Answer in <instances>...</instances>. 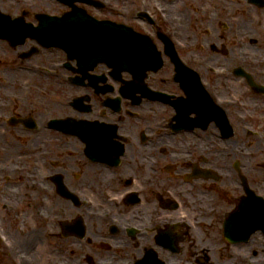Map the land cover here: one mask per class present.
<instances>
[{"label": "flooded vegetation", "instance_id": "flooded-vegetation-1", "mask_svg": "<svg viewBox=\"0 0 264 264\" xmlns=\"http://www.w3.org/2000/svg\"><path fill=\"white\" fill-rule=\"evenodd\" d=\"M48 1L49 10L54 14H59L57 0ZM223 1L233 4L231 7L243 8L246 15L252 18V25L247 27V31L250 34L259 36L260 40H256L255 44L248 45L244 64L252 72H263V80L260 83L264 84V8L252 5L250 0ZM25 2L35 10H42V0H25ZM4 52L6 51L0 47V53ZM105 72L106 67L104 65L96 69V75ZM5 74L7 76L0 77V84L4 83L3 80H12L7 72ZM64 74V72H57L53 82L56 86L61 87L62 96H71L70 117L89 118L87 114L76 112L71 106V102L76 98L85 97V95L93 97L92 92L87 90L86 87L81 88L65 82ZM241 85L243 88L242 93L235 92L230 97V99L236 101V106L225 109L228 116L232 118L235 115L245 113L257 114L259 107L264 106V95L255 93L245 81ZM160 87L167 92L179 94L167 82L160 83ZM72 90L74 93H71ZM0 91L8 96L13 94L9 84L0 86ZM100 101V99L93 97L94 109L99 107ZM0 102L5 105L10 104L9 99H0ZM159 107L160 105H145L144 102H140V105L136 107V111H145L142 116L130 115L131 111L128 108L125 115L130 120L126 121L124 117L120 118V121L124 124L119 126V133L131 135L135 141L137 140L138 131L150 135L158 127L156 124L161 122L160 114L162 110L158 109ZM16 110L21 113L19 107H15ZM5 113L6 111H0V115ZM190 117L193 118V115ZM231 122L234 123L232 119ZM161 129L163 130V128ZM209 130L218 132L216 125H211ZM31 133L33 132L29 131L24 125L8 124L0 126V219L4 221L5 219L9 220L10 203H15L16 208L19 209L30 208L33 212H42L45 209L50 214L57 207V200L49 195H43L41 188L43 177L51 174L52 170H44L43 158L27 155L26 147L28 141H31L28 140L31 139V136H29ZM202 133L201 130L195 129L191 134L192 136L178 135L173 137L163 132L157 136L156 142L146 147L128 146L127 158L122 156L120 166L111 167L114 170L90 166L89 164L107 167L100 163L90 162V158L85 154L86 144L79 137L77 139L76 136L70 135V176L75 180L80 179L81 176L84 178L81 182H76L77 184L70 183V189L79 192L86 199L92 200L95 206L92 211L104 212L108 210L112 213V218L125 223H133L137 226L144 222L152 224L151 220H162L163 218L177 219L190 214L200 216L202 212L198 207H203V196L199 186H193V183L199 180L187 181L189 173L181 172L184 167L182 165L176 168H168L167 166L176 164L183 157L205 151L208 162L218 170L219 167L216 164L214 153L209 150V146H204L202 150V141L197 139L202 137ZM79 147L82 148L83 155ZM99 156L102 155L99 154ZM229 158L230 162L227 168L229 177L221 182V185L232 189V193L228 197L232 211L237 205V197L243 194V189L240 174L235 171L233 162L236 153L229 154ZM133 163H136L134 167H132ZM72 165L74 166L72 167ZM143 165L147 166L143 168ZM239 167L247 177L253 175L252 181L248 179L249 183L258 188L264 185V181L261 180L260 168L252 169L250 158L243 159V163ZM73 170H79L82 175L74 174ZM93 175H95L94 178ZM174 180L182 181L184 184ZM106 181L111 182V188L119 186V189L116 192H113L111 188L107 189L103 186ZM103 192H106L104 199L102 198ZM215 192L217 193V190ZM173 201L177 203V210L172 211L162 208L163 206H172ZM192 204H195V206ZM86 206L87 208L92 207L90 203ZM84 209L81 208V201L74 202L70 200V226L76 227L78 223H81L83 229L81 237L70 235V252L84 261L89 258L101 260L108 257L120 262L127 261L131 263L146 258H157L162 261L175 260L179 264L185 260L196 262L201 259L202 252L199 250L204 244L209 243V241L204 240V231L195 230L191 232L189 227H183L175 230L177 252H174L157 244L158 237L166 229L161 232L143 235L120 233L118 229H112V222L107 223L87 218ZM70 234H72L71 227ZM55 235L58 238L57 232ZM253 237L251 236L245 244V256L251 254L252 246L255 247ZM2 251L3 262H5L6 256L8 257L9 254L5 250ZM262 251H264V243H259L253 253H261ZM229 254L233 260L240 262L242 259V254L237 248L230 249ZM205 256H209V254L206 253Z\"/></svg>", "mask_w": 264, "mask_h": 264}, {"label": "rangeland", "instance_id": "rangeland-1", "mask_svg": "<svg viewBox=\"0 0 264 264\" xmlns=\"http://www.w3.org/2000/svg\"><path fill=\"white\" fill-rule=\"evenodd\" d=\"M130 0H126V2L125 1H122L121 2V4H123V5H126V3L128 4V5H130V2H129ZM164 5H169L170 4V0H160ZM159 1V2H160ZM180 3L178 4V7H174L173 5H172V11L176 14V15H183L184 13H185V4H184V0H178ZM138 2H139V0H138ZM13 3H15V2H13ZM22 7H24V4H23V1L21 0L20 2H18ZM189 5V4H188ZM191 7L193 6V5H190ZM204 6H206V7H208V8H210V6H208V5H204ZM17 7H18V4H16V6H12V5H8V3H7V6H6V8L8 9V10H10L11 11V13L12 14H14V13H17V11H16V9H17ZM189 7V6H188ZM187 10H189L188 8H187ZM186 14H187V16L185 17V20L184 21H187L188 19H189V17H190V13H188V12H186ZM121 21H124V22H130L131 24H133L134 26H137L139 29H142V26L140 25V24H138V23H136V22H132V21H130V20H128V21H126V20H121ZM25 82H26V84H30V85H41L43 88H46V89H48L51 93H53V94H57V93H60V94H62L63 93V91H62V89H61V87L60 86H55L54 85V82H52V81H46V80H44V79H42V78H40V77H34V82L35 83H31L30 81H26V80H24ZM55 92H57V93H55ZM29 93H31L32 95H35V93L33 92V91H31V92H26L25 93V96H28V94ZM71 93H74V91L72 90L71 91ZM58 109V108H57ZM57 143H66L64 140H61V141H56V142H54L52 145H54V144H57ZM52 145L51 146H49V147H47L46 148V154L48 153V154H51L53 157H51V158H56L55 156H56V152H53L51 149V147H52ZM70 158H67V157H65L64 156V159L62 158L61 160L62 161H68ZM69 163L68 164H70V161H68ZM69 214V213H68ZM70 215V214H69ZM46 255V254H45ZM67 256H65L63 253H61L60 252V254H59V257L57 258V259H55L54 261H59V264H70V254L68 253V254H66ZM47 257V256H46ZM52 257H55V256H52ZM41 259H42V257H40V261H41ZM46 258H44V259H42V262L45 260ZM54 261H50L51 263H53Z\"/></svg>", "mask_w": 264, "mask_h": 264}, {"label": "bare ground", "instance_id": "bare-ground-1", "mask_svg": "<svg viewBox=\"0 0 264 264\" xmlns=\"http://www.w3.org/2000/svg\"><path fill=\"white\" fill-rule=\"evenodd\" d=\"M66 148V147H65ZM206 200V202H210L211 201V199L210 198H206L205 199ZM196 215V214H195ZM29 239V238H28Z\"/></svg>", "mask_w": 264, "mask_h": 264}]
</instances>
